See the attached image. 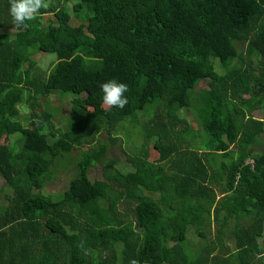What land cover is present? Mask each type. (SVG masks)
Masks as SVG:
<instances>
[{
	"label": "trees",
	"instance_id": "obj_1",
	"mask_svg": "<svg viewBox=\"0 0 264 264\" xmlns=\"http://www.w3.org/2000/svg\"><path fill=\"white\" fill-rule=\"evenodd\" d=\"M70 1L16 26L0 0V264H264V0ZM111 79L122 110L104 108ZM138 126L125 172L108 148ZM76 150L69 188L46 193Z\"/></svg>",
	"mask_w": 264,
	"mask_h": 264
},
{
	"label": "rangeland",
	"instance_id": "obj_2",
	"mask_svg": "<svg viewBox=\"0 0 264 264\" xmlns=\"http://www.w3.org/2000/svg\"><path fill=\"white\" fill-rule=\"evenodd\" d=\"M76 2V0H71L68 4H67V8L70 11H73L72 9V5ZM74 23L78 22L77 19L73 20ZM247 48V44L244 47V51H246ZM251 50V47L249 46V52ZM35 59L37 61V64L35 66V68H38L39 70H42L44 72H48L49 69H51V67L53 66V64H55L57 62V55L54 53H39L35 56ZM260 58H257V55H254V64H256L257 62H259ZM199 88H203L206 85L205 81H201L198 84ZM29 96V92L27 91L25 93V98H27ZM194 96V95H193ZM74 96L72 95H68L66 97H60L59 94L53 95L52 97H50V101L52 106L58 107L60 108L59 114L66 116L67 118L71 115L72 113V103H71V99ZM24 105H20V107H22V114H21V118L20 120L23 123H28L30 116L29 114L24 111L25 107H23ZM105 109L108 108L107 105L104 106ZM42 110V109H41ZM180 114L184 117H189L192 121L193 127L195 129V134L198 136H201V129L200 126L197 122H195V114H193L190 110H186L184 108V110L180 111ZM255 115L258 118H262L263 117V113L262 111H257L255 112ZM58 127H60L61 125H65L64 121H58ZM197 127H196V126ZM141 127L138 126L135 130L138 131V134L135 133L136 131L133 132L134 134L128 135L126 136V131L123 130L119 137L117 142H115L114 144H110L109 148H108V152H107V160L109 159H114L117 163V168L127 172L130 170L134 169V166L132 165V163L129 161L128 156L132 155L133 153L135 154L136 152H138L140 150V148L142 147V142H143V134L145 135V133L142 132V130L140 129ZM202 134H204V137L206 138V133L203 131ZM100 139L104 142L109 143L111 140L110 138H108V136L105 133H102L99 135ZM13 141L12 144H14V141L18 139V134H15L13 136ZM131 140H133L134 142H132ZM260 142H258L255 146H254V152L255 154H259L262 152V145L264 142V135L260 138ZM20 147L17 149H22V144H19ZM130 148V149H129ZM234 148V147H232ZM80 151L76 150L72 153V157L69 158L68 161L63 162L60 164L61 159L58 160L55 164L57 165V169H58V173L54 176L53 181L46 185L45 187V191L46 193H51L53 192H57L58 194L61 192H64L66 189L69 188V182L70 180H72L75 175L77 174V168H76V160L78 159V157L80 156ZM158 156L157 151L154 148H151V157L153 159H156ZM69 157V156H68ZM67 157V158H68ZM106 160V161H107ZM227 162H229L231 160V157H228L225 159ZM102 177V167L99 166L96 169H93L91 171V178H101ZM3 181L0 179V184ZM44 191V192H45ZM2 193H11V190H9L8 192L3 191ZM149 193V192H148ZM151 194V193H150ZM214 231V228H213ZM190 238L193 239V241H197L198 240V235H196L192 229L190 232Z\"/></svg>",
	"mask_w": 264,
	"mask_h": 264
},
{
	"label": "clouds",
	"instance_id": "obj_3",
	"mask_svg": "<svg viewBox=\"0 0 264 264\" xmlns=\"http://www.w3.org/2000/svg\"><path fill=\"white\" fill-rule=\"evenodd\" d=\"M42 7H48L45 0H10V14L16 26L26 25L27 22L34 20ZM100 88L103 92L104 105L121 110L128 105L127 84L111 79L100 84Z\"/></svg>",
	"mask_w": 264,
	"mask_h": 264
}]
</instances>
